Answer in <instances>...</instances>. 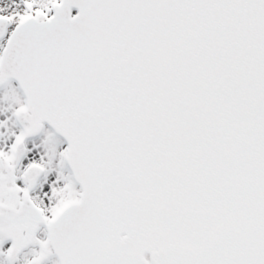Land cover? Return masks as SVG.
<instances>
[{"label": "snow or ice", "instance_id": "snow-or-ice-1", "mask_svg": "<svg viewBox=\"0 0 264 264\" xmlns=\"http://www.w3.org/2000/svg\"><path fill=\"white\" fill-rule=\"evenodd\" d=\"M0 264H264V0H0Z\"/></svg>", "mask_w": 264, "mask_h": 264}]
</instances>
